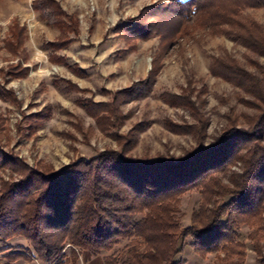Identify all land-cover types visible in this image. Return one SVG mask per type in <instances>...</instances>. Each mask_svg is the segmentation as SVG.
Here are the masks:
<instances>
[{
    "label": "rangeland",
    "instance_id": "1",
    "mask_svg": "<svg viewBox=\"0 0 264 264\" xmlns=\"http://www.w3.org/2000/svg\"><path fill=\"white\" fill-rule=\"evenodd\" d=\"M173 1L0 0V182L23 177L26 170L14 168L19 162L51 173L103 152L177 160L210 146L230 126L246 127L264 108V57L234 40L229 27L196 25L194 18L168 27L169 13L160 14V6ZM153 5L168 38L140 35L155 8L139 18L140 12ZM241 14L264 28V8ZM63 37L69 42L56 47ZM150 72L153 81L144 84ZM239 171L232 163L217 176L228 183ZM177 199L186 226L201 194L192 188ZM250 222L239 228L243 264H264V203ZM258 224L257 252L249 236ZM9 249L29 255L23 246ZM106 254L73 258L67 249L60 264H103ZM179 255L185 264H217L223 256L197 254L189 238ZM12 264L44 263L19 257Z\"/></svg>",
    "mask_w": 264,
    "mask_h": 264
},
{
    "label": "trees",
    "instance_id": "2",
    "mask_svg": "<svg viewBox=\"0 0 264 264\" xmlns=\"http://www.w3.org/2000/svg\"><path fill=\"white\" fill-rule=\"evenodd\" d=\"M155 7L143 8L139 18ZM161 7L160 14L169 13L168 27H180L192 18L204 27H229L234 40L264 57V28L241 14L264 8V0H178ZM157 12L155 8L151 22L142 24L141 37H169L159 30ZM56 17L47 13L53 23L59 22ZM69 40L61 38L56 47ZM153 77L150 72L144 84ZM245 125L230 126L210 146L177 160H135L121 152H103L51 173L19 162L14 168L26 170L23 177L0 182V240L24 237L29 255L8 254L3 264L20 256L60 264L67 249L73 258L83 251L107 253L103 264H185L179 253L187 238L201 256L222 253L217 264H243L240 224L258 219L264 203V108ZM1 163L4 167L5 161ZM232 163H238L240 171L232 172L228 183L221 182L217 175ZM192 188L199 189L201 201L190 223L181 226L177 198ZM256 226L251 240L261 228ZM251 245L259 249L254 240Z\"/></svg>",
    "mask_w": 264,
    "mask_h": 264
},
{
    "label": "crops",
    "instance_id": "3",
    "mask_svg": "<svg viewBox=\"0 0 264 264\" xmlns=\"http://www.w3.org/2000/svg\"><path fill=\"white\" fill-rule=\"evenodd\" d=\"M8 241H11V242H8ZM14 244L21 246V247L23 246V248H28L27 241L23 238H19V239L11 238L10 240H6V241L0 240V248L3 250V253L0 254L2 259H5V256H7L8 254H12V253L16 254V252L12 251V249H9V248H12L14 246ZM26 251H27V249H26ZM21 252H23V250H21L17 254H23ZM20 257H22V256H20ZM17 258H19V257H17ZM27 260H29V259H27Z\"/></svg>",
    "mask_w": 264,
    "mask_h": 264
}]
</instances>
